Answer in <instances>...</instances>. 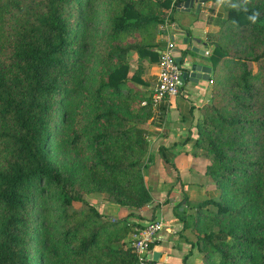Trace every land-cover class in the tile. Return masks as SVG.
Listing matches in <instances>:
<instances>
[{
	"label": "trees",
	"instance_id": "1",
	"mask_svg": "<svg viewBox=\"0 0 264 264\" xmlns=\"http://www.w3.org/2000/svg\"><path fill=\"white\" fill-rule=\"evenodd\" d=\"M180 1L0 0V264H136L155 110L138 84ZM224 1L194 144L221 199L176 216L204 264H264V0Z\"/></svg>",
	"mask_w": 264,
	"mask_h": 264
},
{
	"label": "crops",
	"instance_id": "2",
	"mask_svg": "<svg viewBox=\"0 0 264 264\" xmlns=\"http://www.w3.org/2000/svg\"><path fill=\"white\" fill-rule=\"evenodd\" d=\"M186 1H180L174 11H168L173 23L165 34L159 36L158 52L164 50L169 41H173L175 47L184 54L195 47L210 55L219 24L226 19L229 5L224 0H200L207 3L199 13L198 4L187 12L178 8L179 4ZM186 38L189 40L188 45L184 43ZM196 39L201 40V44H197ZM209 55L204 63L214 72ZM185 66H181L183 70ZM145 68L142 79L144 85L138 84V87L152 93L158 80L159 63L147 60ZM213 80L214 74L210 81L197 84L184 82L179 95L159 105L146 126L150 150L144 175L153 202L136 212L137 216L130 218L129 222L134 224L142 221L145 225L154 221L164 222V229L153 244V264H204L203 255L192 247L197 240L196 235L184 229L182 221L176 216V210L179 204H182L180 211L186 208L185 198L192 204H198L218 196L214 180L206 174L210 156L203 151H196L194 147L199 137L197 125L202 117V108L212 98ZM96 200L99 201H95L94 206L100 213L117 220L127 218L129 212L110 203L106 195L98 196ZM132 241L133 236L126 240L130 247Z\"/></svg>",
	"mask_w": 264,
	"mask_h": 264
},
{
	"label": "built area",
	"instance_id": "3",
	"mask_svg": "<svg viewBox=\"0 0 264 264\" xmlns=\"http://www.w3.org/2000/svg\"><path fill=\"white\" fill-rule=\"evenodd\" d=\"M171 25L172 23L166 22L163 27V34L166 33V29ZM174 47V42L169 41L165 49L160 52L158 80L152 92V101L155 109L179 95L184 84L182 79L184 70L176 62L172 54ZM206 55H209V52ZM163 229L164 222L162 220L149 222L143 228L136 229L131 244V248L136 256V264H153V244Z\"/></svg>",
	"mask_w": 264,
	"mask_h": 264
},
{
	"label": "water",
	"instance_id": "4",
	"mask_svg": "<svg viewBox=\"0 0 264 264\" xmlns=\"http://www.w3.org/2000/svg\"><path fill=\"white\" fill-rule=\"evenodd\" d=\"M205 3L207 2H201L200 0H187L186 2L179 4L178 8H182V11L190 12L194 8L195 4H198L197 12L199 13ZM195 42L197 44H201V40L199 39H196ZM184 43L188 45L189 40L186 38L184 40ZM172 54L179 65H187L185 66L186 68H184L182 78L183 82H191L197 84L200 81L211 80L214 72L211 67L205 65L204 63V59L207 56L204 50L192 47L184 54L181 49L174 47L172 49Z\"/></svg>",
	"mask_w": 264,
	"mask_h": 264
},
{
	"label": "rangeland",
	"instance_id": "5",
	"mask_svg": "<svg viewBox=\"0 0 264 264\" xmlns=\"http://www.w3.org/2000/svg\"><path fill=\"white\" fill-rule=\"evenodd\" d=\"M203 152H204V151H203ZM204 153H205V152H204ZM205 154H206V153H205ZM210 160H211V158H210ZM214 184H215V183H214ZM215 187H216V185H215ZM216 189H217V188H216ZM96 196L98 197V196H101V195H94V194H93V195H88V196H86V200L89 201L92 205H96V204H95V203H96L95 201H99V200H96V199H97ZM215 199H219V200L221 199V198H220V194H219V192H218V196H217ZM100 201H101V200H100ZM97 210H98V209H97ZM210 210H214V208L210 207Z\"/></svg>",
	"mask_w": 264,
	"mask_h": 264
},
{
	"label": "clouds",
	"instance_id": "6",
	"mask_svg": "<svg viewBox=\"0 0 264 264\" xmlns=\"http://www.w3.org/2000/svg\"><path fill=\"white\" fill-rule=\"evenodd\" d=\"M247 2V0H246ZM259 17V13L257 12H254L251 16H249V19L252 21V22H255Z\"/></svg>",
	"mask_w": 264,
	"mask_h": 264
}]
</instances>
